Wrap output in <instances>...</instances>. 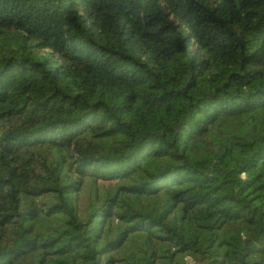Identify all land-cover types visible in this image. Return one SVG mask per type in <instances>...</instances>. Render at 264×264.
I'll list each match as a JSON object with an SVG mask.
<instances>
[{"label":"trees","instance_id":"trees-1","mask_svg":"<svg viewBox=\"0 0 264 264\" xmlns=\"http://www.w3.org/2000/svg\"><path fill=\"white\" fill-rule=\"evenodd\" d=\"M0 264H264V0H0Z\"/></svg>","mask_w":264,"mask_h":264},{"label":"built area","instance_id":"built-area-1","mask_svg":"<svg viewBox=\"0 0 264 264\" xmlns=\"http://www.w3.org/2000/svg\"><path fill=\"white\" fill-rule=\"evenodd\" d=\"M186 261L188 262V260L186 259Z\"/></svg>","mask_w":264,"mask_h":264}]
</instances>
